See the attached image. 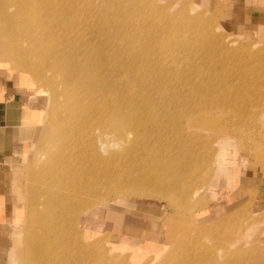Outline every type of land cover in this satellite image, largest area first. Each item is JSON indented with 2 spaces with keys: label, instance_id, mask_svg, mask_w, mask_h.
Masks as SVG:
<instances>
[{
  "label": "rangeland",
  "instance_id": "obj_1",
  "mask_svg": "<svg viewBox=\"0 0 264 264\" xmlns=\"http://www.w3.org/2000/svg\"><path fill=\"white\" fill-rule=\"evenodd\" d=\"M98 1L93 0L95 3ZM219 1L153 0V4H149V1L145 0L138 10L135 9L129 14L126 12L125 15L128 17L126 27L118 25L121 32L125 33L126 31L133 36V39L129 38L132 40V46L135 47V52H131L132 56L154 46L155 50L164 49L162 52L170 59L180 57V60L187 61V65L174 71L175 77L190 76L194 79L197 77L195 69L200 68L199 71L206 74V79L222 80L224 82L222 93L228 94L229 99L227 104L220 106L218 112H214L215 122L207 125L208 121H204L200 117L197 119L195 131L188 128L190 132L183 133V131L176 132L174 130L177 122H173L172 119L167 122L168 128L162 136H152L149 141L144 135L138 139L126 135L125 140L118 143L113 136L102 135V132L97 129L90 138H85L86 142L96 139L98 151L95 153L93 150H89V155L97 154L102 161L96 167L99 176L108 167L109 169L115 167L117 171L125 172L134 166L137 168L142 165L147 167L153 162L154 157H157L165 166L171 165L172 159L175 158L179 161L183 157L187 158L183 159V162L187 161L191 166L189 171H180V177L184 183L194 187L199 183H205L202 186L207 185L211 181L209 193L200 192L195 195L190 193L180 197L179 192L176 191L173 193V197L180 199L179 201H171L169 200L171 198L167 199L165 196L154 193L148 196L134 193L116 195L110 190L115 186V180L100 178L96 180L97 185L92 186L89 193L80 196V201L74 205H65L59 220L61 231L65 230L71 225H75L72 218L74 221L76 218L81 221L82 217L94 208L96 209L90 216L83 219L85 223L100 214L111 219L107 220L100 216L99 221L88 224L85 236L84 233L82 234L80 226L76 227L75 233H62L58 230L59 227L55 226L56 218L51 220L54 229L51 227L53 230H50V235L44 233L40 225L32 226V223H29L30 219L26 216V209L33 208L34 212L42 213L43 219L45 217L43 210L49 201L46 200V191L44 190L51 187L40 176L41 166L59 151L53 142V128L47 123V120H42V115L44 116L45 112L42 107L43 103H48L45 102L46 97L48 96L49 99L48 106L50 103H61L63 112H67L63 125L67 129L68 149L64 147L63 153H73L74 156H79L82 160L83 147L75 145H80L83 141V133L78 127L80 124H77L79 120L74 121L68 115L71 110H67L66 104L73 102L71 97L64 94L65 87L60 83L59 77L50 71L42 74L55 86L54 91H50L41 79L34 78L37 76L34 73L33 75L32 72L20 68L13 69L28 86L31 113L35 115L36 122L40 125L31 152L23 158L21 163L14 164L13 167L18 170V179L22 180L21 182L25 184L24 187L29 188V190L24 188L23 197L19 200L20 203H17L18 208H15L20 214L18 219L14 218L13 222L15 264H36L35 258L27 256L25 248L26 244L29 245L32 234H36L42 244L50 243L54 264H81L82 261L86 264H178L183 251L189 250L188 254L193 257L200 250L204 251L205 249L208 253L203 259L197 261V264H210L212 259L215 264H230L228 258L232 256H237V259L241 261L237 264H263V262L256 261V256L261 257L264 261V27L229 25L228 21H225L226 13L221 16L222 12L218 10L223 6ZM154 4L157 7H153ZM78 11L73 12V16L77 20L84 16ZM88 15L90 17L97 15L95 7ZM188 18L198 23L199 32L190 37L192 43L185 42L186 36L188 37V28L179 26L180 20ZM94 19L92 18L91 26L88 28L83 24L81 27L77 24L73 26L71 37L77 40L79 37L83 38L87 41L88 47L96 51L97 40L105 39L106 41L108 38L103 33L97 36L93 31L92 25L97 23V19ZM56 29L59 32L61 26H56ZM207 37L211 40L214 38L224 42L230 52L221 54L219 48L221 44H208L205 41ZM148 38L152 43L148 42ZM160 40H171L173 43L182 41L186 43V46L182 51L181 48L180 50L171 49L163 46L164 44ZM105 44L106 48L111 45L109 40ZM0 54L5 56L4 58H8L9 61L10 58L12 59L6 44H1ZM208 63L210 64L208 65ZM4 64L5 62L0 57V68L9 74L14 73L6 70ZM210 66L211 68H208ZM94 71L93 74H97L107 81L112 78L110 77L111 71L105 65L95 67ZM211 71L213 73H210ZM123 76L128 78L129 73ZM172 81L175 82V79ZM152 85L154 90L155 83ZM39 86L46 96L42 97L38 93H33L34 88H39ZM150 88L151 83H147L145 79H136L132 85L121 87V95L124 98L129 95L130 91H146ZM194 89L198 90L197 87L191 90L187 86L179 89L172 87L163 98L154 101V103H167L171 100L174 103L182 102L183 96L193 93ZM178 110L179 107L172 115L176 117ZM166 115L167 113L165 117ZM197 116H201V113H197ZM156 135L158 134L156 133ZM154 138H160V140L157 141ZM218 141L223 143L222 161L219 166H216L214 159L219 151L220 143H217ZM37 144H42L39 149L44 152L42 157L39 154L40 151H36L39 146ZM152 147L153 149H151ZM254 147H258L259 150ZM231 149L233 154L229 153ZM133 153L136 156H131ZM137 156L146 159L145 164L136 159ZM31 163H34L36 167L40 165L39 168L37 167L38 169H35L37 170L36 175L30 174ZM81 173L79 171L78 175ZM157 173L158 171L154 170V174ZM162 179L170 181L169 178L162 177ZM52 188L54 189V187ZM119 190L120 193H125L128 187L123 185ZM183 199L186 202H183ZM126 217L127 227L121 225V221ZM115 221L117 222L115 223ZM218 223L221 224V230L215 232L214 227ZM138 224L148 225V229H144V232L139 234L142 236L140 238L134 233V230L139 227ZM227 227L231 230H227ZM147 230H152V232ZM21 232L25 234L23 241H20ZM145 233H154L153 235L157 236L159 239L155 242L158 246L157 250L153 251L146 247L144 250L134 249L121 244L122 235H128L132 239H141ZM198 233L211 237L208 239L211 243L205 244L206 248L199 244L195 245L196 241L194 242V240ZM72 238L75 239L74 242ZM126 240H123L124 243ZM151 240V238L147 240V248L151 246ZM66 242L70 244L66 245ZM79 242L91 250L89 257L83 256L84 251L80 249L81 247L79 248ZM74 245H78V247L76 248ZM61 249H65L70 257H78V259L76 261L62 260L59 257ZM92 251L100 254L101 259L93 255ZM43 254L49 253L43 249ZM246 254L247 256H245ZM186 261L194 263L191 259ZM186 261L181 264H185Z\"/></svg>",
  "mask_w": 264,
  "mask_h": 264
},
{
  "label": "bare ground",
  "instance_id": "obj_2",
  "mask_svg": "<svg viewBox=\"0 0 264 264\" xmlns=\"http://www.w3.org/2000/svg\"><path fill=\"white\" fill-rule=\"evenodd\" d=\"M144 1L145 0H99L95 3L93 0H0V47L1 44H6L12 57L9 61L7 60L8 58L6 59L4 58L5 56L3 57L0 54L1 59L5 62L4 65L6 70L17 73L13 69L20 68L30 73L32 72L31 74L34 73L37 75L34 78L38 77L41 79L50 91H54L53 88L55 86L52 81L43 77L42 74L46 71H50L59 77L60 83L65 87L66 92H64V94L67 95V97H71L73 102L68 103L69 105L66 104L68 106L67 110H71L68 115H70L74 121L76 119L79 120L77 124H80L78 127L83 133V141L80 145H75L76 147H83L82 160H80L79 156H74L73 153H63L64 147L68 149L66 141L68 137L66 132L67 129H65L63 125V122L66 121L67 112H63L61 103H50L48 106L49 99L47 96L45 102L48 103H43L42 106L43 110L45 109L42 120H47V123L53 128V142H55L54 145L59 148V151L58 154H55L56 157H50V159L41 166L40 176H42L48 183V186L51 187L44 190L46 191V200L49 201L46 203V207L43 210V214L45 215L44 219L41 216L42 213L34 212L33 208L29 210L26 209V216L30 219L29 223H32V226L40 225L43 232L47 233V235H50V230L53 228L51 225L52 218H56L55 226L59 227L58 230L61 231L59 220L62 210L65 209V205H74L76 202L80 201V196L89 193L92 190V186L95 187V185H97L96 180L100 178L115 180V186L110 190L116 195L134 193L148 196L154 193L165 196L167 199L171 198L169 199L171 201H179L180 199L173 197V193L176 191L179 192L180 197L190 193H193L192 195H195V193L199 194L200 192L204 194L209 193L211 181L204 186L202 185L205 183H199L197 186L191 187V184L184 183L180 177V171H189L191 168L187 161L183 162V159L186 160L187 158L185 159L182 157L179 161L174 158L170 161L172 162L171 165L165 166L164 164L162 165V162L157 157H154L153 162L147 167L142 165V167L140 166L137 168V166H134L131 167L132 169L126 170L125 172H119L115 167H111L113 169H109L108 167L105 172L99 176L96 172V167L97 164H101L102 161L97 154H93V156L89 155V150H93L94 152L98 151L96 139H91L86 142L85 138H90L91 135L95 133L96 129L101 131L102 135L110 134L118 143L124 141L127 137L126 135H131V138L137 139L144 135L147 141H149L152 136H162L163 132L168 128L167 122L172 121V119L173 122H177L176 126H174L176 132L183 131V133H185V131H189L188 128L195 131L194 129L197 128L195 126L197 119L201 117L200 119L208 121L209 124L207 123V125L215 122L214 112H218L220 106L227 104L229 99L228 94L222 93L224 90V82L220 79H206V74L199 71L200 68L195 69L197 77H194V79L190 76L175 77L174 71L187 65V61L180 60V57L177 59H175V57L171 59L168 58L162 52L164 49L155 50L154 46H152L144 51L141 48L142 53H137L136 56L131 55L135 47L132 46V40H129V38L133 39V36L126 31L125 33L121 32L120 29H118V25L121 24V26L126 27V23L128 22V17L125 15L126 12L129 14L135 9L138 10L141 8ZM147 1H149V4H153V0ZM154 6L156 5L154 4L153 7ZM94 7L97 11V15L90 17L88 13H90ZM75 11L83 13V18L79 20L75 19V16H73V12ZM92 18L97 19V23L92 25L93 31L97 36L103 33L108 38L106 41L105 39L97 40L96 51L91 50L88 47L87 41L83 40V38L77 37V40L71 37L73 26L77 24V26L81 27L83 24L88 28V26H91ZM58 25L61 26L59 32L56 29ZM179 26L188 28V37L186 36L185 42L192 43L190 38L192 37L191 35L199 32L197 21H193L189 18L187 20L183 19L180 20ZM125 30H127V28H125ZM184 31L186 33L185 29ZM150 38H148V42L152 43ZM108 40L111 45L106 48L105 43ZM160 41L164 44L163 46L167 48L179 50L181 48V51L186 46V43L182 41L178 43H173L171 40ZM205 41L212 45L221 44L219 46L221 54H228L230 52L226 44L222 41L221 43L218 39L216 40L213 38V40H211L207 37ZM148 45L150 46V44ZM209 64L210 63H208V65ZM102 65H105L107 69L111 71L110 77L112 78L110 81L92 73L95 72V67H100ZM208 68H211V66ZM126 73H129L128 78L123 76ZM210 73H213V71ZM136 79H145L147 83H151V88L146 91H130L129 95L123 98L121 95V87L132 85ZM173 79H175V82L172 81ZM152 83H155L154 87L156 88L154 90L152 89ZM173 83L175 84L173 85ZM184 86H187L190 90L197 87L198 90L194 89L193 93L185 94L182 102L180 101L179 103H177V101L174 103L173 100L167 103H154V101L163 98L170 88L179 89ZM33 93H38L42 97L46 96L45 93H42L40 86L39 88H34ZM154 93H156V95H153ZM178 107L179 110L175 117L172 114H174ZM170 110H172V113H170ZM166 113L167 115L165 117ZM197 113H201V116H197ZM110 125H112V127H110ZM78 127L77 130L79 129ZM108 127H110L109 130ZM156 133L158 135H156ZM154 139L157 141L160 140V138ZM217 143H220V141ZM37 145L39 146L36 151H40L39 149L42 144ZM222 146L223 143H220L217 157L214 159L216 166H219L222 161ZM33 147L34 145H32V148ZM74 148L72 147V149ZM151 149H153V147ZM255 149L259 150L258 147ZM40 152V156H43L44 152ZM229 153L233 154V150L231 149ZM131 156H136V154L133 153ZM136 159L144 162V164L146 162V159L144 160L142 156H137ZM30 165V174L36 175L37 170L35 169H38L40 165L37 166L38 168L34 163ZM154 170L158 171L156 175L154 174ZM79 171L82 172L81 175H78ZM162 177L169 178L170 181H166L162 179ZM21 181L15 184L16 202L23 197V192L27 189L25 188L26 186L24 187L25 184ZM123 185H127L128 190L125 193H120L119 188ZM52 187H54V189ZM27 190H29V188ZM184 201L183 199V202ZM186 206L187 203L185 204V207ZM95 209L96 208L92 209L88 214L84 215L81 221L78 220V218L74 221V218H72L75 225H71V227L61 232L75 233L76 227L80 226L82 227V234L84 233L85 236L88 224L97 222L100 219V215H97L93 219L87 220L86 223L83 221V219L89 217ZM19 215V211H16V219H18ZM220 225L221 224L218 223L214 227L215 232L221 230ZM226 229L229 230L230 228L227 227ZM23 233L21 232L20 234V241L24 239L25 234ZM209 238L211 237L203 233H198V235L195 236V245L199 244L206 248L205 244L211 243V241L208 240ZM72 240L73 242L75 241L73 238ZM39 241L36 234L30 236V243L25 246L28 253L27 256L30 255L32 258H35L36 264H54L52 261L53 254L51 245H49L50 243L46 245L45 242L42 244ZM81 242L84 241L81 240ZM67 243L68 242H66V245L70 244ZM71 245H73L72 242ZM78 245L79 248L81 247L80 249L84 251L83 256L86 258L89 257L91 250H88V246L85 248V245L80 242ZM78 245H74V247L77 248ZM43 249L49 254L44 255ZM188 251L189 250L183 251L184 253L178 260V264L190 259L194 263L186 261L185 264H197L196 262L203 259L205 254L208 253L207 249L204 251L200 250L198 254L190 257ZM92 253L96 255L97 258L101 259L100 254H96L94 251H92ZM245 256H247V254ZM59 257L62 260L69 259L76 261V259H78V257H70L65 249H61ZM237 258V256H232L228 258V261L230 264H237L241 262ZM256 261H258V263L263 262L264 264L261 257L256 256ZM81 264H86V262L82 261ZM210 264H215L214 259H212Z\"/></svg>",
  "mask_w": 264,
  "mask_h": 264
},
{
  "label": "crops",
  "instance_id": "obj_3",
  "mask_svg": "<svg viewBox=\"0 0 264 264\" xmlns=\"http://www.w3.org/2000/svg\"><path fill=\"white\" fill-rule=\"evenodd\" d=\"M219 3L223 6L218 10L222 12L221 16L226 13L225 21L229 25L264 27V0H220ZM27 87L24 79L17 73L9 74L0 68V264H15L13 222L16 217L15 208H18L16 205L20 203L16 202L15 184L20 180L18 170L13 167L29 155L39 133L40 125L31 113ZM100 216L111 220L106 215ZM126 219L127 217L121 221L122 226H128ZM138 226L134 233L140 238L142 236L139 234L148 229V225ZM153 234L145 233L141 239L122 235L120 240L121 244L134 249L144 250L146 247L154 251L158 248L155 242L159 239ZM149 238L152 239V244L147 248Z\"/></svg>",
  "mask_w": 264,
  "mask_h": 264
}]
</instances>
